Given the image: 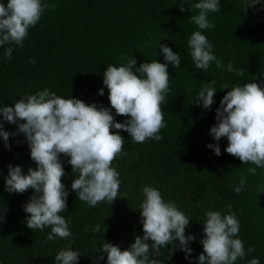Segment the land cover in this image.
<instances>
[{"label":"trees","instance_id":"trees-1","mask_svg":"<svg viewBox=\"0 0 264 264\" xmlns=\"http://www.w3.org/2000/svg\"><path fill=\"white\" fill-rule=\"evenodd\" d=\"M181 2L187 9L199 0H42L56 7L42 13L29 29L24 46L12 45L10 60L4 58L6 46H0V106H12L20 97L47 88L62 98L110 108L108 89L103 85L108 65L121 66L124 55L137 61L136 68L154 59L166 63L162 54L155 56V52L160 53L158 43L180 55V68L169 64L167 69L169 91L161 104L166 127L159 132L163 139L135 143L127 132H119L125 138L124 145L112 167L119 173L122 197L111 205L103 202L89 207L71 190L76 174L67 163L69 158L60 157L65 171L61 182L68 190L67 208L60 215L70 221L74 236L71 248L81 253L78 264H106V255L95 259L104 241L125 250L135 236L143 235L139 205L145 186L159 190L165 201L175 202L191 221L185 235L195 236L188 259L178 248L169 254L166 246L154 257L160 264H198L197 257L203 253L200 240L205 213L227 214L228 205L240 222L237 238L246 252L254 248L235 264H248L253 257L264 264V193L260 189L264 168L249 174L247 169L255 165L242 164L226 153V137L215 141L209 134L217 123L216 109L228 90L234 85L264 82V0L245 11L246 0H219L220 12L209 13L215 27L202 30L214 45V55L222 58L225 66L231 61L235 69L242 68V76L217 69L215 63L207 71L194 67L187 40L199 29L188 16L198 14V10L181 12ZM0 3L6 5L7 0ZM30 59L35 63L30 64ZM213 80L217 89L214 103L203 109L193 101L203 85ZM223 84L229 89L221 90ZM102 88L104 94L99 95ZM112 115L115 122L127 119L116 115L114 109ZM3 126L10 134L16 132V124L4 122ZM7 143L9 147L0 138V216L4 218L0 223V264H56L55 255L70 241L56 238L45 242L50 228L40 231L26 226L23 205L34 193H8L5 178L9 165L20 166L27 174L35 164L22 133L10 135ZM208 144H219L221 155L216 156ZM241 173L246 183L236 194L234 187L239 186ZM97 223L107 226L104 234L91 231Z\"/></svg>","mask_w":264,"mask_h":264},{"label":"clouds","instance_id":"clouds-1","mask_svg":"<svg viewBox=\"0 0 264 264\" xmlns=\"http://www.w3.org/2000/svg\"><path fill=\"white\" fill-rule=\"evenodd\" d=\"M262 0H246L247 8L260 4ZM183 2L179 3L181 12L198 10V14L189 15L191 23L198 27L187 40L189 54L196 69L207 71L212 63L217 69L235 72L242 76L244 70L233 67L230 61L226 66L222 58L213 53L214 45L202 34V30L214 28L209 21V13L220 12L219 0H199L185 9ZM54 3H42V0H7L0 3V46H6L4 58H12L13 47H23L29 29L40 20L45 10L55 9ZM160 53L166 63H141L131 56L121 57V66L108 65L103 72V85L108 89L110 108L97 107L96 104H86L76 98H62L55 92L45 88L35 94L20 97L12 106H0V138L9 147V136L22 133L30 148V158L35 168L29 167L24 174L20 166H8L5 178V191L22 194L28 190L33 195L23 205L27 213L26 226L30 230L43 231L46 227L50 232L46 241L56 238L69 240L66 248L61 249L54 257L56 264H78L80 252L71 248L74 239L69 230L70 221L60 213L67 208L68 190L61 182L65 175L61 155L68 157L74 178L71 190L77 199L86 202L89 207L106 202L111 205L119 194V173L112 167L114 159L122 154L124 139L120 131L127 132L135 143H143L148 139L159 141L163 139L159 132L166 127L161 104L169 91L168 65L180 68V55L173 52L167 45L159 44ZM30 64L35 60L30 59ZM215 81L203 85L193 101L203 109H210L214 103L217 89ZM229 89L223 84L221 90ZM99 95L104 94L103 88ZM119 116L127 117L120 123L115 122L112 110ZM217 123L209 129V134L215 141L227 138L228 145L224 151L238 158L242 164L255 167L247 169L255 175L257 168H264V82L261 84L248 82L234 85L222 97L216 109ZM23 121V123H20ZM4 122L16 124V132L4 130ZM116 129V132H112ZM216 156L221 155L219 144H208ZM246 179L241 173L239 186L234 192L242 191ZM264 193V185L260 186ZM143 200L139 205L142 224V236H135L130 246L121 250L119 246L104 241L97 250L100 255L96 260L104 259L106 264H160L155 259L161 249L167 246L169 254L177 248L185 253V259L191 254L189 244L195 239L193 235H185V229L190 225L189 218L178 209L175 202L165 201L154 187L145 186L142 189ZM122 197V196H121ZM222 214L220 211H207L203 220V239L200 244L203 253L197 257L198 264H235L247 253L254 251L249 247L245 251L243 242L237 238L240 222L231 212ZM4 218L0 216V223ZM85 228V231H88ZM107 226L97 223L91 228L95 234L106 232ZM150 241V243H149ZM178 241V244L175 243ZM96 251V252H97ZM248 264H260L253 257Z\"/></svg>","mask_w":264,"mask_h":264}]
</instances>
